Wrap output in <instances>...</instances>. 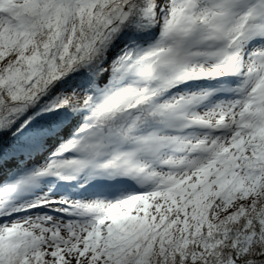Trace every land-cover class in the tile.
<instances>
[{"label":"snow or ice","instance_id":"6c2138e0","mask_svg":"<svg viewBox=\"0 0 264 264\" xmlns=\"http://www.w3.org/2000/svg\"><path fill=\"white\" fill-rule=\"evenodd\" d=\"M0 264H264V0H0Z\"/></svg>","mask_w":264,"mask_h":264}]
</instances>
